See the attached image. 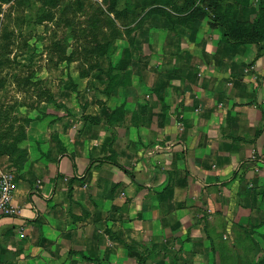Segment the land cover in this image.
<instances>
[{"label": "crops", "instance_id": "crops-1", "mask_svg": "<svg viewBox=\"0 0 264 264\" xmlns=\"http://www.w3.org/2000/svg\"><path fill=\"white\" fill-rule=\"evenodd\" d=\"M259 1L228 3L250 24ZM166 11L116 106L31 123L24 158L0 154L16 183L0 264H212L264 221V40L234 44L208 17Z\"/></svg>", "mask_w": 264, "mask_h": 264}, {"label": "rangeland", "instance_id": "rangeland-1", "mask_svg": "<svg viewBox=\"0 0 264 264\" xmlns=\"http://www.w3.org/2000/svg\"><path fill=\"white\" fill-rule=\"evenodd\" d=\"M156 1L0 0V154L19 151L24 158L19 143L31 123L79 124L89 110L116 106L117 94L130 92L146 63L148 19L156 13L162 21L169 8L187 11L176 0L168 8ZM235 8L223 0L218 13L203 12L224 30L246 14ZM107 72L130 79L123 89L114 83L106 89ZM101 93L113 98L104 101ZM218 248L220 260L212 264H264V221L236 230L234 243Z\"/></svg>", "mask_w": 264, "mask_h": 264}, {"label": "trees", "instance_id": "trees-1", "mask_svg": "<svg viewBox=\"0 0 264 264\" xmlns=\"http://www.w3.org/2000/svg\"><path fill=\"white\" fill-rule=\"evenodd\" d=\"M9 1V0H4ZM156 1V0H155ZM158 1V0H157ZM156 1V3H157ZM208 3H207V2ZM221 1L223 0H185L183 6L186 5L188 16H194L200 14L203 17H206L205 10H214L218 13V9L220 7ZM184 10V9H183ZM210 15L216 18L215 22L217 21V16L215 14L210 13ZM217 15V14H216ZM219 17V15H218ZM245 24L233 23L231 25L224 24L223 30V38L226 41H230L234 44H256L258 47L260 43L264 40V2L259 1L258 8L256 11V16L254 20L247 26ZM260 54V48H258L257 56ZM107 87L110 84L114 83L116 86V80L113 76H110L107 72Z\"/></svg>", "mask_w": 264, "mask_h": 264}, {"label": "built area", "instance_id": "built-area-1", "mask_svg": "<svg viewBox=\"0 0 264 264\" xmlns=\"http://www.w3.org/2000/svg\"><path fill=\"white\" fill-rule=\"evenodd\" d=\"M15 189L16 183L12 172L0 167V219L13 216L12 200Z\"/></svg>", "mask_w": 264, "mask_h": 264}]
</instances>
